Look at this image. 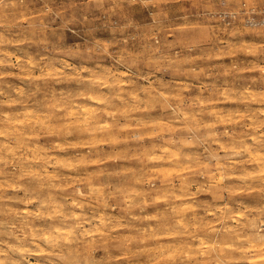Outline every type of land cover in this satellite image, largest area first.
<instances>
[{
  "label": "clouds",
  "instance_id": "obj_1",
  "mask_svg": "<svg viewBox=\"0 0 264 264\" xmlns=\"http://www.w3.org/2000/svg\"><path fill=\"white\" fill-rule=\"evenodd\" d=\"M0 264H264V0H0Z\"/></svg>",
  "mask_w": 264,
  "mask_h": 264
}]
</instances>
